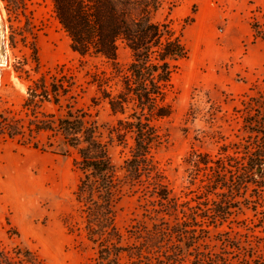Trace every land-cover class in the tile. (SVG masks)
I'll return each mask as SVG.
<instances>
[{"label": "rangeland", "instance_id": "1", "mask_svg": "<svg viewBox=\"0 0 264 264\" xmlns=\"http://www.w3.org/2000/svg\"><path fill=\"white\" fill-rule=\"evenodd\" d=\"M170 1H162L153 19L167 21L188 53L173 62L166 96L171 113L157 121L161 142L153 155L178 201L195 204L208 173L202 159L210 154L239 163L247 143L244 119L264 97V41L258 33L264 32V0ZM0 15V58L6 60L0 66V113L21 117L35 82L74 76L77 106L95 121L121 178L132 139H116L118 115L98 90L96 79L110 70L106 59L72 50L52 0H0ZM117 58L124 66L131 57L120 45ZM41 110L54 107L44 104ZM45 136L37 135L36 147L0 137V264H95L96 246L87 238L85 207L77 200L76 152L61 156ZM119 207L123 233L133 218L144 219L143 207L128 191ZM251 218L245 210L224 229L253 230Z\"/></svg>", "mask_w": 264, "mask_h": 264}, {"label": "trees", "instance_id": "2", "mask_svg": "<svg viewBox=\"0 0 264 264\" xmlns=\"http://www.w3.org/2000/svg\"><path fill=\"white\" fill-rule=\"evenodd\" d=\"M162 1L52 0L72 50L109 64L108 73L96 79L98 90L118 115L112 129L116 139L125 141L126 134L132 139L121 178L95 121L77 106L72 75L51 76L29 87L23 116L0 113V137L36 147L37 135L46 133L48 145L61 156L76 152L77 200L85 207L87 238L96 246L95 264H264V97L244 119L247 143L240 162L233 165L210 154L202 159L208 173L204 195L195 204L178 201L155 161L161 142L157 121L171 113L166 96L173 62L188 53L167 21L153 19ZM258 33L264 41V32ZM120 45L131 57L124 66L117 58ZM44 104L54 110L42 111ZM126 191L136 195L144 219L133 218L123 233L117 216ZM245 210L254 217L253 230L226 231L229 220ZM230 252L238 255L230 257Z\"/></svg>", "mask_w": 264, "mask_h": 264}, {"label": "bare ground", "instance_id": "3", "mask_svg": "<svg viewBox=\"0 0 264 264\" xmlns=\"http://www.w3.org/2000/svg\"><path fill=\"white\" fill-rule=\"evenodd\" d=\"M2 14V13H1ZM0 17H1V15H0ZM4 36V35H3ZM4 42V41H3ZM3 42H2V45H3ZM0 44H1V38H0ZM1 47V46H0ZM2 49V48H1ZM5 61L6 60H4V58L3 57H1L0 58V66H3V65H5Z\"/></svg>", "mask_w": 264, "mask_h": 264}]
</instances>
